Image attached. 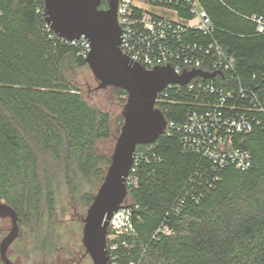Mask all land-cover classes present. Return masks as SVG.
Masks as SVG:
<instances>
[{"label": "trees", "instance_id": "16d2710c", "mask_svg": "<svg viewBox=\"0 0 264 264\" xmlns=\"http://www.w3.org/2000/svg\"><path fill=\"white\" fill-rule=\"evenodd\" d=\"M199 1L215 37L235 57L236 76L246 87L264 82V34L256 35L248 18L264 15V0ZM40 6V0H0V202L19 215L20 232L12 245L31 232L35 246L52 254L59 234L47 224L56 215L58 180L74 194L79 179H104L103 164L111 160L98 144L111 137V117L68 78L66 69L87 65L86 59L74 46L50 37ZM107 7L106 1L99 6ZM102 89L98 84L94 91ZM257 92L264 105V86ZM160 109L167 120L183 121L190 105L169 103ZM151 145L162 160L142 166L139 187L127 194L130 203L140 205L142 221L133 255L123 262L264 264V127L242 144L253 154L252 167L226 169L199 203L171 217L175 234L149 242L145 235L163 221L198 160L183 152L176 134L164 132ZM83 198L91 203L94 196L87 192ZM143 242H149L145 252Z\"/></svg>", "mask_w": 264, "mask_h": 264}, {"label": "built area", "instance_id": "2783aa9c", "mask_svg": "<svg viewBox=\"0 0 264 264\" xmlns=\"http://www.w3.org/2000/svg\"><path fill=\"white\" fill-rule=\"evenodd\" d=\"M40 1L38 12L45 18L46 0ZM248 18L255 24V34H264V15ZM117 21L121 51L133 62L146 69L170 66L177 75L195 70L214 74L209 78L198 74L186 84L170 82L156 98L159 109L169 103L190 105L183 121L167 120L164 132L179 135L183 152L195 154L198 160L163 221L145 235L151 242L175 234V227L169 223L171 217L181 215L189 204L199 203L226 169L244 171L252 167L253 154L242 144L246 135L264 127V105L258 90L246 87L236 76L235 57L215 37L216 28L199 0H117ZM45 28L53 32L47 22ZM54 36L53 32L50 37ZM58 38L74 46L80 57L88 58L91 42L86 36ZM161 160L151 143L145 149H136L126 179L128 194L139 187L141 167ZM139 210V204L129 202L113 213L106 247L111 264H139L122 260L133 255L140 237ZM149 242L141 244L144 252Z\"/></svg>", "mask_w": 264, "mask_h": 264}, {"label": "water", "instance_id": "95a60500", "mask_svg": "<svg viewBox=\"0 0 264 264\" xmlns=\"http://www.w3.org/2000/svg\"><path fill=\"white\" fill-rule=\"evenodd\" d=\"M101 3L102 0H46L45 20L60 38L75 40L84 35L90 40L91 52L86 63L100 82L99 88L113 86L127 92L124 123L83 225L82 242L93 264H111L106 248L108 227L113 213L127 197L126 179L137 146L153 143L166 129L165 114L155 106L159 92L170 82L186 84L198 74L206 78L214 74L195 70L177 75L170 66L146 69L133 62L120 48L117 0H112L107 9H100ZM263 86L264 82L251 84L255 90ZM0 217L11 220L8 234L0 241L1 259L4 264H15L8 250L19 236V215L12 206L0 202Z\"/></svg>", "mask_w": 264, "mask_h": 264}, {"label": "rangeland", "instance_id": "374dc122", "mask_svg": "<svg viewBox=\"0 0 264 264\" xmlns=\"http://www.w3.org/2000/svg\"><path fill=\"white\" fill-rule=\"evenodd\" d=\"M65 72L68 78L81 88L82 94L91 104L110 114L111 137L100 142L98 147L111 160L117 138L124 123L123 110L127 102V94L120 92L118 88L113 86L94 91L99 82L88 64L76 69L67 68ZM109 165L103 164L106 171ZM102 181L100 178L93 176L89 179H79L81 184H78L77 192L72 194L69 186L63 180H58L59 185L56 188L57 211L54 221L47 224L48 228L50 226L51 228H57L56 232L59 234L56 253L52 256L48 251L37 248L35 246L37 238H32L33 234L26 232L9 248L8 255L10 259L15 264H47L48 260L54 257L53 263L56 264L58 262L56 259L59 256L62 257V261L71 255L80 257L84 251L82 242L83 220L92 203L83 198V195L90 192L95 196ZM124 203H129L127 198ZM10 228V219L0 217V241L8 234ZM82 264H93V262L87 257Z\"/></svg>", "mask_w": 264, "mask_h": 264}, {"label": "flooded vegetation", "instance_id": "af4514ba", "mask_svg": "<svg viewBox=\"0 0 264 264\" xmlns=\"http://www.w3.org/2000/svg\"><path fill=\"white\" fill-rule=\"evenodd\" d=\"M102 1H106L107 2V4H108V7L107 8H109L110 7V4H111V2H112V0H102ZM107 8H100V9H107ZM84 221V220H83ZM84 247V246H83ZM52 256L54 255V253H52L51 254ZM9 256V255H8ZM59 256V255H58ZM87 257H89L90 259H91V257L89 256V254L86 252V249H85V247H84V251H83V253H82V255L80 256V257H78V256H70V257H68V258H64V260L62 261V257L61 256H59L56 260L58 261L56 264H82V262H83V260L85 259V258H87ZM10 258V257H9ZM53 259H54V257L52 258L51 257V259H49L48 260V262H47V264H54L53 262ZM92 260V259H91Z\"/></svg>", "mask_w": 264, "mask_h": 264}]
</instances>
